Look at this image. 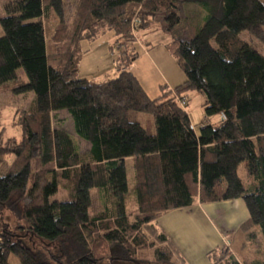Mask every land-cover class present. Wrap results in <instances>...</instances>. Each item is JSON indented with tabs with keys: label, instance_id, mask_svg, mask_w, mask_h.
Instances as JSON below:
<instances>
[{
	"label": "trees",
	"instance_id": "16d2710c",
	"mask_svg": "<svg viewBox=\"0 0 264 264\" xmlns=\"http://www.w3.org/2000/svg\"><path fill=\"white\" fill-rule=\"evenodd\" d=\"M186 3L208 12L195 35L179 34L167 44L186 80L162 85L151 98L131 69L139 57L137 31L154 32L162 21L173 32L184 22ZM0 24V95L35 94L30 108L14 114L21 140L0 131V164L15 156L0 176V211H12L20 229L0 224V264H9L13 253L22 264L137 261L149 247L159 261L186 264L157 219L198 200L237 198L249 210L243 247L253 258H239L230 245L209 257L212 264H264V53L242 38L249 31L264 43V1L7 0ZM108 31L120 44L116 76L102 82L81 77L78 45ZM192 90L206 96L207 115L221 114L218 124L194 128L180 102ZM64 109L90 143L87 150L61 127L58 112ZM136 113H151L154 125L133 119ZM242 164L246 179L239 174ZM60 188L71 190L73 199L51 200ZM95 188L106 202L92 213ZM21 237L46 244L32 248Z\"/></svg>",
	"mask_w": 264,
	"mask_h": 264
},
{
	"label": "rangeland",
	"instance_id": "374dc122",
	"mask_svg": "<svg viewBox=\"0 0 264 264\" xmlns=\"http://www.w3.org/2000/svg\"><path fill=\"white\" fill-rule=\"evenodd\" d=\"M7 0H0V15L4 14V3ZM66 2H73L76 0H65ZM264 1V0H262ZM49 10L45 6V14L43 20L49 18ZM181 14L185 17L184 22L175 28L173 32L168 33L162 26V21L157 23L154 26V32L151 33L149 29L141 28L137 31L138 39L137 45L147 44L148 42L160 43L163 41H172V39L179 37L180 34L184 38H190L201 27L208 16V12L202 6L195 3H186L182 9ZM53 19L51 22L53 23ZM51 23V24H52ZM48 25V21H47ZM5 34L2 25L0 24V37ZM242 38L248 42L250 45L264 53V43L258 38L253 36L249 31H244L242 33ZM167 47V43L165 44ZM120 44L118 43L117 36L113 31H108L105 34H102L94 39H84L78 45V61L80 76L92 79L97 82L106 81L110 78L116 76L117 73V62L116 57L119 54ZM168 49V48H167ZM169 51V50H168ZM178 64V63H177ZM17 74L20 78L27 80V75L23 68H19ZM13 84V82H10ZM35 100V94L32 91L22 93V94H2L0 95V131H3L4 137H16L18 140L22 138V129L21 127L14 125V114L17 109L25 108L28 109L31 107ZM205 101L206 96L204 93L192 90L189 91L187 97L185 98L186 106L193 126L199 132L201 123L204 120H210L212 123H217L222 117L220 113H213L210 115L206 114L205 110ZM59 118L61 119V127L67 129L70 134L78 141L81 151H85L89 148L90 143L82 139L75 132L74 120L70 116L69 111L64 109L60 110ZM133 119L141 121L145 126L149 125L151 122L154 125V117L151 113H136L134 114ZM155 127V126H154ZM15 156L12 155L8 159L0 164V176L5 175L9 172L10 168L13 165ZM129 159V158H128ZM128 180L130 184V189L132 191L134 185V168L131 159L128 160ZM15 171V170H14ZM239 174L242 179L247 178L246 169L244 164L239 168ZM93 204L91 206V212L96 213L101 210L106 202V196L102 189L95 188L92 190ZM73 199V192L68 189L60 188L58 192L51 197V200H60V201H69ZM18 219L16 215L9 209L3 208L0 211V224L6 225L11 231L20 232V229H17ZM0 225V227H1ZM250 230H242L237 236L238 243L245 240V233H249ZM233 238V237H232ZM22 242L32 247L36 246L38 248L43 247L46 243L37 239L34 245L32 243V238L21 237ZM234 240V238L232 239ZM51 250H54V246L47 245ZM237 250L244 249L234 246ZM237 247V248H236ZM9 264H22L20 258L16 254H11L9 257ZM100 264H174L170 262H162L156 259L155 248L149 247L143 249L138 256V260H123V259H106Z\"/></svg>",
	"mask_w": 264,
	"mask_h": 264
},
{
	"label": "crops",
	"instance_id": "0c3cea01",
	"mask_svg": "<svg viewBox=\"0 0 264 264\" xmlns=\"http://www.w3.org/2000/svg\"><path fill=\"white\" fill-rule=\"evenodd\" d=\"M166 43L148 42L145 45L140 41L137 45L139 57L131 69L151 98L160 95L162 85L174 88L186 80L184 71L168 51ZM222 119L223 117L217 123L204 120L201 126L204 123L216 125ZM129 159L133 164V159ZM249 217V210L242 198L210 203H201L198 200L191 206L162 214L157 219V224L176 244L186 264H212L209 252L224 245H230L239 258H253L248 248L237 250L234 247L237 245L239 249L243 248L244 240L238 243L237 236L245 230L242 225ZM246 235L247 233L245 238Z\"/></svg>",
	"mask_w": 264,
	"mask_h": 264
},
{
	"label": "built area",
	"instance_id": "2783aa9c",
	"mask_svg": "<svg viewBox=\"0 0 264 264\" xmlns=\"http://www.w3.org/2000/svg\"><path fill=\"white\" fill-rule=\"evenodd\" d=\"M180 102H181V104H182L183 106H185V104H186L185 99H182Z\"/></svg>",
	"mask_w": 264,
	"mask_h": 264
}]
</instances>
